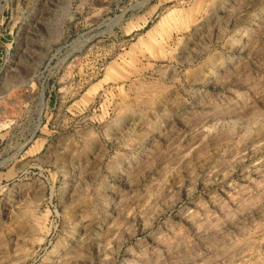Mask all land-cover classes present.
<instances>
[{
  "label": "rangeland",
  "instance_id": "obj_1",
  "mask_svg": "<svg viewBox=\"0 0 264 264\" xmlns=\"http://www.w3.org/2000/svg\"><path fill=\"white\" fill-rule=\"evenodd\" d=\"M0 264H264V0H0Z\"/></svg>",
  "mask_w": 264,
  "mask_h": 264
}]
</instances>
